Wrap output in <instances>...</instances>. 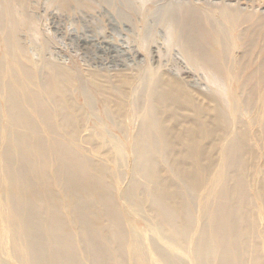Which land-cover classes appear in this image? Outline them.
Instances as JSON below:
<instances>
[{
	"label": "rangeland",
	"instance_id": "obj_1",
	"mask_svg": "<svg viewBox=\"0 0 264 264\" xmlns=\"http://www.w3.org/2000/svg\"><path fill=\"white\" fill-rule=\"evenodd\" d=\"M8 1L0 0V264H23L13 248V231L2 228L1 204H6L13 214L10 207L14 210L12 200L15 201L16 197L13 196L12 188L15 185L8 179L6 172L11 157L10 144L18 135H25L26 139L32 137L33 131L36 132L33 142L38 147L40 144L48 148L60 146L64 150L70 149L76 154L75 157L79 156L78 160L86 165L84 169L87 174L93 177H90V183L104 192L103 198L107 194L109 200L112 199L109 208L102 198L95 194L88 196L87 204L83 206L90 214V223L95 225L110 221V215L115 216L113 212H116L121 216L125 231L139 235V245L136 247L132 248L129 238L125 240L121 255L116 257L118 264H139L138 260L131 258L136 248L145 258L141 264H170L167 258H162L161 249L175 264H197L191 257L192 246L201 234L203 236L215 229V220L210 216L219 207L235 204L233 199L228 198L227 189L234 184L232 176L242 166H239L236 156L230 150L237 141L239 129L247 128L251 134L252 150L257 157V162L247 172V191L255 209L253 216L259 221H256L258 225L255 231L259 234L257 242L264 256V203L253 192L264 182V74H241L233 70L238 60L243 58L246 46H237L240 43L237 42L234 47L235 42L231 39L225 42L228 50L224 58L228 68L226 72L199 69L201 66L188 62L181 47L173 43L169 26L162 21L163 15L171 7L179 11L192 10L199 16L204 15V10L209 8L215 12L219 8L225 9L221 10L223 12L227 7L242 8L250 14L258 15L264 12V0H113V7L110 8L106 4H99L102 0H88L85 8L68 10L61 9L55 0H11L10 7ZM113 18L120 22V27L115 29L109 24ZM157 25L156 31H152ZM143 33L149 35L148 39L143 38ZM88 34L108 38L112 46L117 48L128 46L137 55L135 58L109 57L93 49L90 52L89 46L79 42L81 36ZM233 47L235 51L232 52ZM184 61L191 68H187ZM91 73L102 74L101 85L110 87V97L122 100L126 106L122 117L117 118L105 106L103 93L97 92L88 80ZM164 75L178 79L195 96L197 93L196 102L204 107L207 115H214L212 106H216L223 115L224 135L212 149L208 162L211 168L206 172V183L198 190H193L177 175L172 155L180 153L183 148H171V153L165 148L164 140L156 130L145 133L150 114H155L158 109L153 97L161 91ZM122 78H128L129 81L132 79V83H123ZM253 78L257 81L261 79V83H254ZM55 79L57 82L68 80V90L52 92V80ZM30 95L34 100H25ZM61 96L69 101L70 106L60 100ZM12 98L25 115L22 124L15 122L10 113L9 99ZM38 109H41V113ZM72 109L82 114V121L71 138L64 132H56L53 126L56 122H69ZM183 113L184 109L177 107L162 109L160 118L153 117L151 120L153 124L155 121L162 123L166 120L168 127H172L175 124L173 117L176 115L181 119ZM191 114L194 115V112ZM29 120L32 124L26 126ZM213 139H205L202 146L206 149L213 147ZM139 140L149 142V149L144 154L139 147ZM17 150L12 149V169L18 180L22 175ZM37 151L30 152L32 162L23 169H31L33 164H40L50 156H40ZM152 162L159 169L157 174L169 177L190 206L192 221L188 226V237L181 244L169 238L167 233L163 234L159 229L162 226L150 212L149 197L153 196L155 187L147 173L150 172ZM49 164L51 167L42 170L47 171L48 180L43 178L31 186L41 193L39 206L43 210L51 208L61 214L60 199L64 196L66 182L62 180L61 186L58 183L51 185V182H54L56 176L60 177L68 170L70 172V168L59 169L60 164L52 157ZM89 164L99 165L103 169L107 175L106 185H101L97 177L93 176ZM218 177L220 180L215 184ZM18 185L22 188L25 184L19 179ZM79 185L81 188L82 182ZM210 186L214 188L212 195L208 194ZM41 187L49 190L50 199L52 196L57 198L53 207L46 203ZM77 228L72 230L73 235L77 239L83 238L86 228ZM212 235L203 236L202 244L207 246L209 237L212 241ZM84 244L80 245L85 253L89 247ZM88 261L87 264H91Z\"/></svg>",
	"mask_w": 264,
	"mask_h": 264
},
{
	"label": "bare ground",
	"instance_id": "obj_2",
	"mask_svg": "<svg viewBox=\"0 0 264 264\" xmlns=\"http://www.w3.org/2000/svg\"><path fill=\"white\" fill-rule=\"evenodd\" d=\"M10 1H8V7L12 4ZM84 1L55 0V3L61 9L68 10L85 8L88 0ZM100 3L106 4L109 8L113 7V0H102ZM221 10L225 9L219 8V11L215 12L209 8L204 10V15L199 16L192 10L179 11V9L171 7L163 15L162 21L169 26L173 43L181 47L183 55L186 56L188 62L193 65H200L201 68L199 69L216 73L226 72L228 68L224 58L228 55V50L225 42L231 39L235 42L234 47H236L237 42H240L237 46L241 44V47L243 45L246 46L242 54L243 58L238 60L233 70L240 71L241 74H264V12H260L258 15L256 13L250 14L248 13L249 11L242 8L233 7H227L226 11L223 12ZM110 22L109 24L115 29L120 27V22H117L116 18L111 19ZM158 26L153 27L152 31H156ZM89 35L81 36L79 42L89 46L90 52L93 49L95 52L109 55V57L111 55L113 57L135 58V55H137L128 46H119L120 48H117L112 46L113 44L108 41V38ZM148 36L143 33L144 39H148ZM234 47L232 52L235 51ZM184 56H182L183 60L185 59ZM184 62L187 68H191L186 61ZM102 76V74L91 73L88 80L93 84L97 92L103 93L105 106L110 108L117 118H120L124 115L126 106L122 100H114L110 97V87L101 85L100 79ZM253 79L255 80V78ZM68 80L65 82H57V79L52 80L54 81L51 86L52 92L67 91L69 88ZM71 82L73 81L71 80ZM122 82L130 84L132 79L129 81L128 78H122ZM256 82L261 83V79L260 81H254V83ZM161 87V91L153 97L158 109L155 114H150L145 133L156 130L161 139L164 140L165 148H168L171 153L173 152L171 148L176 149L181 146L183 150L172 155L177 175L193 190L201 189L206 183V172L211 168L208 167L209 156L213 153L212 149L217 145L218 140L222 139L224 135L223 115L220 114L216 106L211 107L214 115H207L204 107L196 102L197 93L195 96V93L189 87L176 78L164 75ZM60 92L59 94H61ZM61 95L63 96V94ZM62 96L60 100L65 101ZM27 99L30 101L34 100L31 95L25 98V100ZM9 100L11 105L10 113L13 116V120L21 122L18 124L24 123L25 115L17 108V101L14 98ZM65 102L70 106L68 100ZM175 107L181 110L184 109L185 113L181 115V119L176 115L173 117L175 124L172 127H168L166 120L162 123L155 121L153 124L151 119L153 117L154 119H159L162 109L169 110ZM38 112L41 113V109H38ZM191 112H194V115ZM69 116V122H56L53 130L64 132L72 138L79 129H77V126L82 121V114L72 109L69 112ZM31 124L32 121L29 120L26 126ZM35 133L33 131V136L27 139L25 135V137L18 135L20 137L16 136L17 139L10 144L11 157L8 160L6 172L8 179L15 185L14 189L12 188L13 196L16 197L15 201L12 200L14 210L12 206L10 207L13 214L11 215L6 204H1L3 214V222L1 220L2 228L4 230L9 228L13 231V248L19 259H21V263L87 264L86 261L90 260L91 264H118L116 257L118 258L121 255L125 240L129 238L128 242L132 245V248L136 247L139 245V235L133 231H125L121 216L116 212H113L115 216L110 215L112 217V220L109 219L110 221L95 225L90 223V214L86 212L83 206V204H87L86 199L88 196L91 197L95 194L97 197L102 198L109 208L111 207L110 200L112 199L110 198L109 200L107 194L103 198L104 192L98 186L90 183V177H93L91 174H87V170L84 169L86 165L80 159L78 160L79 156L75 157L76 154L70 149L64 150L60 146V148H48L40 144L38 147L36 142H33ZM209 137H214L212 140L213 147L206 149L205 146H202V142ZM138 144L143 151L142 154L149 149L147 140L144 142L139 140ZM12 149H18L16 154L18 155L17 159L20 161L19 169H21L22 175V178L19 179L25 184L22 188L18 185L19 179H15L12 169V156L14 155H12ZM37 149L39 150L37 151ZM35 150L40 156H50L46 157L40 164H33L31 169H23V167H28V164H31L32 158L29 154ZM230 152L236 156L239 166H242V171L239 170L232 176L234 184L229 185L227 189L228 198L233 199L235 204L229 207H219L210 216V218L212 217L215 220V229H211V232H206L203 236L208 237L213 233L212 241L209 237L207 246L203 245V236L201 234L193 243L192 247L194 248L191 250V257L197 264H264V256L257 242L259 234L255 231L256 224L258 225L257 222L259 221H257V217L255 219L253 216L255 209L247 191V172L257 162V157L251 147V134L247 128L241 127L239 129L237 141ZM51 157L60 164L58 166V168L60 167L59 169L68 170L70 168L71 172L69 175L70 172L68 170L66 174L63 173L60 177L56 176L54 182H51V185L58 183L59 186H61L62 180L66 182L63 191L64 196L60 199L61 214L52 211L51 208L43 210L39 206V197H42V195L39 190L37 192V188L31 186L34 183L38 184L39 180L43 178L48 180L47 171L42 172V170L43 168L48 169L51 167L49 164ZM89 167H91L92 174L97 177L96 179L99 183L103 186L106 185L107 175L104 174L103 169L99 165L89 164ZM155 167L152 162L150 172L147 173L155 187L153 196L149 197L151 200L150 212L162 226L163 229H159L163 231V234L167 233L169 238L181 244L188 237V226L192 221L190 206L184 200L178 186L169 177L165 178V175V177H160L161 173L158 175L159 169ZM58 168L57 172H59ZM218 180H220V177L215 179V184ZM72 182H75L73 183L74 185L71 184ZM76 182H82V187L80 188V183L77 184ZM210 184L212 185V183ZM209 188L211 189L208 194L212 195L214 188L211 186ZM40 190L44 192L46 203L48 202L53 207L57 203V198L52 196L50 199L49 190L45 187H41ZM12 192L10 190V194ZM253 192L264 203V182ZM27 207L30 209L27 210ZM257 213L255 214L257 215ZM259 218L261 217L259 216ZM259 218L258 220H260ZM77 227L86 228L83 238L79 237L77 239L73 235L72 230ZM81 243H85L89 247V250L85 251V253L81 249ZM160 252L164 260L167 258L170 264H175L171 261L170 256H166V252L162 249ZM131 258L138 260L139 264L143 261L145 262L142 252L137 248L133 251Z\"/></svg>",
	"mask_w": 264,
	"mask_h": 264
}]
</instances>
